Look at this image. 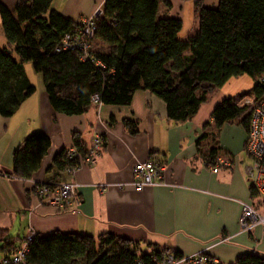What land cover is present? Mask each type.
Masks as SVG:
<instances>
[{
  "label": "crops",
  "instance_id": "1",
  "mask_svg": "<svg viewBox=\"0 0 264 264\" xmlns=\"http://www.w3.org/2000/svg\"><path fill=\"white\" fill-rule=\"evenodd\" d=\"M23 1L28 0H0V4L12 10ZM169 1L170 6L159 1V15L179 17L182 28L188 29L182 36V28L179 31V36L185 38L200 21L193 2ZM218 3L219 0H204L206 7ZM51 4L77 22L101 9L104 0H52ZM7 45L0 18V49ZM106 49L107 46L101 51ZM28 50L24 70L33 83L29 71L43 73L44 66L40 50ZM247 79L250 78L246 74L231 77L208 94V100L192 118L178 123L168 118L163 99L144 89H138L127 106L101 104L90 106L82 114H60L49 102L42 75L43 85L33 83L35 92L12 116L0 115V172L12 169L13 151L30 132L42 130L51 140L31 181L0 175V228L9 232V224L20 217L27 229L33 226L41 235L55 230L95 236L111 232L167 246L182 256L206 250L222 264H233L244 253L264 256V227L254 226L243 232L239 228L241 201L264 210L260 204L263 197L252 193L253 185L246 173L254 162L245 149L248 129L239 117L220 127H215L211 117L217 103L250 88L240 85ZM127 119L137 122V132L127 129ZM73 132L80 134L86 147L95 135L102 136L105 143L94 165L80 166L74 176L58 173L57 179L80 184V204L58 211L41 203L32 185L33 181L52 177L54 170L47 168L63 147H72ZM212 146L217 154L206 161L202 153ZM150 157L165 167L163 184L133 189L128 185L133 179L132 165ZM218 159L222 160L221 167L212 172L210 166L217 165ZM99 183L108 185L99 190Z\"/></svg>",
  "mask_w": 264,
  "mask_h": 264
},
{
  "label": "trees",
  "instance_id": "2",
  "mask_svg": "<svg viewBox=\"0 0 264 264\" xmlns=\"http://www.w3.org/2000/svg\"><path fill=\"white\" fill-rule=\"evenodd\" d=\"M51 1H23L12 10L0 4L1 26L8 41L0 49L2 117L12 116L35 92L24 70L28 48L40 50L45 92L60 114H82L91 106L93 94L98 95L101 104L127 106L135 92L144 89L163 99L171 121L183 123L208 100L210 91L244 74L255 85L242 93L254 98L264 95V86L259 82L264 74V0H219L211 7H206L204 0H191L200 21L185 38L179 36V17L159 15L160 0H104L102 14L95 20V36L107 49H93L92 60L80 58L73 49L56 51L58 41L74 30L77 22L53 9ZM163 2L170 6L169 0ZM242 93L227 96L215 105L211 114L215 127L239 117L249 129V114L236 103ZM124 123L131 133L137 132L136 121L127 119ZM72 136V147L85 156L88 147L80 134L73 132ZM50 144V137L42 130L30 132L13 151L12 169L1 172L29 180ZM216 154L212 146L202 156L207 161ZM52 159L47 168L55 172L49 178L52 182L58 181V173L66 167L80 162L65 147ZM37 183L33 181L32 186L38 198ZM252 193L258 195L254 187ZM260 204L264 209V197ZM8 233L7 228H0L1 259H12L26 239L25 234L21 238ZM166 247L111 232L97 236L60 230L44 235L36 232L27 243L23 263L161 264ZM169 250L175 258L182 257ZM233 264H264V256L244 253Z\"/></svg>",
  "mask_w": 264,
  "mask_h": 264
},
{
  "label": "built area",
  "instance_id": "3",
  "mask_svg": "<svg viewBox=\"0 0 264 264\" xmlns=\"http://www.w3.org/2000/svg\"><path fill=\"white\" fill-rule=\"evenodd\" d=\"M102 9H96L90 16L81 17L77 21V26L74 30L65 33L62 39L58 41L56 45V51L58 50H69L73 49L78 52L80 58L83 59H94L93 57V47H91V41L95 38L96 25L95 20L97 17L101 16ZM259 82L264 86V74L259 78ZM242 102H237L241 107L249 110V125H248V136L245 144V149L248 151L252 157L254 163L252 165L251 171H248V179L251 183L255 184V188L259 189L261 194H264V95L257 98H248L247 101L241 100ZM99 97L97 94H93L91 97V104L98 103ZM101 104V102L99 103ZM104 138L100 135H96L90 144L85 156L79 155L75 147L69 148V155L71 157L78 156L80 158L79 165L74 167H66L64 170L67 171L71 176H74L75 172L78 170L80 165H94L97 161V156H99L101 149L103 148ZM221 161L218 159V164L211 166V171L216 172L221 166ZM132 181L129 186L133 189L141 190L145 186H152L163 184L164 176L163 171L165 169L164 165L153 159L152 157L142 160L140 162H135L132 165ZM4 176H10L5 173L0 172ZM255 175V176H254ZM257 176V177H256ZM48 183H54V186L49 187ZM108 184L99 183L102 190L107 187ZM126 187L127 184H121ZM78 183L74 180L72 181H53L49 182L42 180L37 186L39 198L42 203L55 204L58 208H61L73 199L75 202L80 203L77 197V187ZM241 213L239 218V228L243 231H249L253 229L256 225H261L264 227V213H261L258 208L250 203L241 201ZM36 231L31 227L30 232L25 235V241L15 252L14 256L11 258L1 259L0 264H24L23 257L28 252L27 243L29 240L33 239ZM221 264L217 257L213 256L206 250H199V252L190 254L187 257L175 258L170 250L164 252L163 260L161 264Z\"/></svg>",
  "mask_w": 264,
  "mask_h": 264
},
{
  "label": "rangeland",
  "instance_id": "4",
  "mask_svg": "<svg viewBox=\"0 0 264 264\" xmlns=\"http://www.w3.org/2000/svg\"><path fill=\"white\" fill-rule=\"evenodd\" d=\"M101 9H102V7H101ZM77 25V24H76ZM187 31H188V29L186 28V27H183L182 29H181V33H180V36H182V35H184L185 33H187ZM105 44H103V42H101L100 40H98L97 38H96V36H95V38H93L92 39V41H91V47H93V49H103V48H105ZM29 75H30V77H31V79H32V81H33V83H35L36 85L37 84H41V85H43V82H42V75H43V73L42 72H39V73H35V71H29ZM247 76H249L248 74H247ZM249 78L250 79H247V80H243V82H241L240 83V85H244V86H248V85H250V88H248V89H251L254 85H255V81L249 76ZM251 80V81H250ZM248 91V90H247ZM213 91H210L209 92V94H211ZM244 92H246V91H244ZM248 98H250L251 100H252V98H254L253 97V95H251L250 93H242L241 95H240V97H238L237 98V101H236V103L239 101V102H242L241 100H244V101H247L248 100ZM100 102H98V103H94V104H91V106L92 107H100L101 106V104H99ZM246 112L247 113H249V110L247 109L246 110ZM96 136V135H95ZM94 139V138H93ZM93 141V140H92ZM246 144V143H245ZM90 147V146H89ZM88 147V148H89ZM71 148V147H70ZM102 150V149H101ZM250 155V154H249ZM98 157V156H97ZM98 159V158H97ZM253 160V159H252ZM218 162V161H217ZM223 163H224V161H223ZM226 163V162H225ZM224 163V164H225ZM254 163V162H253ZM84 165V164H83ZM80 166H82V165H80ZM221 167V166H220ZM219 167V168H220ZM219 168H218V170H219ZM251 169H252V166L251 167H247V169H246V173H248V171H251ZM210 170H211V166H210ZM218 170L216 171V172H218ZM64 172H66L67 174H69L67 171H65V170H63ZM62 171V172H63ZM0 175H2L1 173H0ZM70 175V174H69ZM71 176V175H70ZM255 176V175H254ZM257 177V176H256ZM15 178V177H14ZM30 181H31V178L29 179ZM58 181H60V182H62V180H60V179H58ZM74 181H76V180H74ZM34 182H36V181H34ZM38 183L36 184V188H35V190L37 191V193H38V188H37V186L39 185V183L40 182H42V181H37ZM77 182V181H76ZM78 183V182H77ZM252 185H253V187L255 188V184H253V183H251ZM78 185L80 186V184L78 183ZM78 188V187H77ZM97 188L99 189V190H102L99 186H97ZM256 189V188H255ZM76 191H77V189H76ZM256 191H257V194H259L260 196H262V197H264V194H261V192H260V190L257 188L256 189ZM77 197H78V199H79V202H80V197H79V194H78V191H77ZM38 200L42 203V201H41V199L39 198V193H38ZM70 203H72V205H69L68 203H65V205L63 206V207H61V208H58L55 204L53 205V204H48L49 206H51L52 208H55L56 210H58V211H65V210H70V209H72V207L73 206H76V205H79L80 203H77V202H75V199H73ZM261 213H264V210H262V209H258ZM21 218L19 217V220H17V221H15V220H13V222H11L10 224H9V227H10V230H9V235L11 236H20L21 238H22V236H24V234L25 235H27L29 232H30V230H31V227L32 228H34L33 226H29V228L27 229L26 228V226H25V222H23L22 220H20ZM256 226H261V225H256ZM262 227V226H261ZM254 228V227H253ZM26 232V233H25ZM242 232V231H241ZM19 243H20V240H19ZM2 245V242L0 241V246ZM166 250H169V248L168 247H166V249H165V252H166ZM3 257V252L0 250V260H1V258ZM182 257H184V256H182ZM185 257H187V256H185ZM218 259V258H217ZM219 260V259H218ZM219 262H220V260H219ZM221 263V262H220ZM178 264H181V263H178ZM186 264V263H185ZM222 264V263H221Z\"/></svg>",
  "mask_w": 264,
  "mask_h": 264
},
{
  "label": "bare ground",
  "instance_id": "5",
  "mask_svg": "<svg viewBox=\"0 0 264 264\" xmlns=\"http://www.w3.org/2000/svg\"><path fill=\"white\" fill-rule=\"evenodd\" d=\"M46 181H49V179H47ZM49 182H52V181H49ZM50 185V187L53 186L54 183H48Z\"/></svg>",
  "mask_w": 264,
  "mask_h": 264
}]
</instances>
